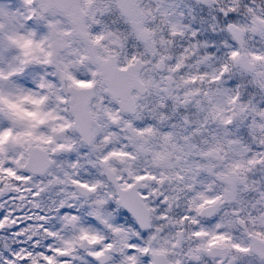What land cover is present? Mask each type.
<instances>
[{"label": "snow or ice", "instance_id": "1", "mask_svg": "<svg viewBox=\"0 0 264 264\" xmlns=\"http://www.w3.org/2000/svg\"><path fill=\"white\" fill-rule=\"evenodd\" d=\"M0 264H264V0H0Z\"/></svg>", "mask_w": 264, "mask_h": 264}]
</instances>
